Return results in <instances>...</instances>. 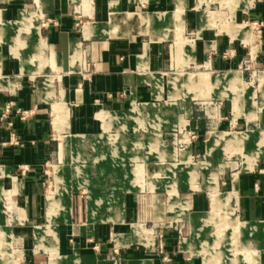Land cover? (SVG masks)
I'll return each mask as SVG.
<instances>
[{
  "label": "crops",
  "instance_id": "1",
  "mask_svg": "<svg viewBox=\"0 0 264 264\" xmlns=\"http://www.w3.org/2000/svg\"><path fill=\"white\" fill-rule=\"evenodd\" d=\"M32 1L0 0V21L8 23L18 16L17 11L29 9L25 6L32 5ZM37 1L40 7H44L40 16L47 24L42 34L39 32V37L46 44L49 41V47L45 45L53 52V61L61 69L54 77L53 100H63L66 112L58 105L61 117L53 122V104L50 92L47 93L51 86L47 76L55 71L36 76L32 73V64L26 60L20 62L10 54L11 47L6 42L1 43L0 171L4 172L0 173V188L10 197V207L5 212L7 219L2 216V224L11 235L10 242L20 255H24L19 264H28L30 260L36 262V255L31 259L29 256L27 247L30 243H37L39 252H45L51 243H56V251L58 248L71 251L67 255L57 253L60 257L68 258L77 253L88 262L99 260L117 264L113 260L83 254L82 245L101 246L114 259H121L122 264L146 259H151V264H191V261L184 260L186 257H174L169 252L173 257L165 261L159 254L149 253L138 242L116 245L114 241V248L107 244L112 232H127L138 215L135 177L142 162L147 167L148 188L154 187V179H161L169 196L170 178L165 171L161 172L162 169L182 168L181 152H189L191 157L189 145L176 150L174 147V141H178L183 131L180 129L175 139L169 131L176 124L189 121L194 134L189 143L192 141L193 144L199 141L203 130L198 117L199 108L190 100L173 101L174 97H170L174 87L167 85L164 74L177 70L172 58L173 38L161 39L154 44L155 37L163 33L154 29L174 26L172 17L168 24L162 15L147 14L171 12L176 8L177 0H115L114 7L108 4L105 20L87 18L94 13L97 16L102 14L100 3L91 8L86 6V10L79 2L84 5V0ZM184 1L187 5L189 0ZM75 2L79 5L75 6ZM113 11L121 13L118 18L110 19ZM144 14L152 16L148 26L135 20ZM248 17L262 19L263 4L256 2L249 9ZM88 22L93 25H88L83 33L82 27ZM196 32L190 37L184 35L191 38L193 44V61L187 65L209 64L217 69L233 62L216 51L219 44L220 48L223 44L237 48L235 37L230 41L213 37L214 41L210 42L205 40L206 35L201 36V29L196 28ZM261 33L264 40V26ZM152 35L154 40L151 43ZM77 41L81 51L79 62L78 58L73 61L70 58V49L75 51L79 46ZM214 44V54H208ZM258 46L260 48L255 51L263 50V53H256V59L264 60V42ZM259 77L264 81V71H259ZM149 128L150 132H146ZM210 133L221 137L216 147L238 149L247 137L238 132ZM228 135L243 140L231 142L224 138ZM175 156L179 158L178 163L171 161ZM245 157L248 170L235 171L229 180L230 189L216 191L212 197L216 199L215 203L228 209L241 248L247 250V262L264 264V153L250 151ZM47 163L50 170H46ZM185 175L186 170L176 171L177 193ZM198 185L202 186L201 183ZM58 194L61 204L51 218L48 199ZM186 200L181 201L188 207L189 200ZM203 207L200 205L199 209ZM172 217L170 211L168 222L174 220ZM51 223L52 235L37 234L38 228H46ZM171 234L172 231H164L165 241ZM182 244L190 254H199L193 247V239L183 240ZM208 261L206 259L205 264Z\"/></svg>",
  "mask_w": 264,
  "mask_h": 264
},
{
  "label": "rangeland",
  "instance_id": "2",
  "mask_svg": "<svg viewBox=\"0 0 264 264\" xmlns=\"http://www.w3.org/2000/svg\"><path fill=\"white\" fill-rule=\"evenodd\" d=\"M79 2H81L82 7L85 6V9L86 6L91 8L93 5L100 3L102 14L97 16L94 13L87 17L95 20H105L108 4L111 3L113 7L117 4L115 0H84V5L82 1ZM256 2L262 3L264 9V0H189L187 5L184 0H177L176 8L170 10L171 12L147 13L162 15L161 18L165 19L168 24L171 23L172 17L174 26L170 25L169 28L165 29L161 26L159 30L154 29L160 33L163 31L161 35L155 37L156 43L154 44H158L161 39L173 38L174 52L172 58L176 63L177 70L172 74H164L167 85L171 84L174 87L170 97H174L173 101H192L199 108L198 117L202 121L203 130L199 141H194V145L192 141L189 143V139H193L191 138L192 131L189 127V121L184 122L182 125L176 124L169 131L174 139L179 135L180 129L183 131L178 141H174L175 150L188 145L191 149V157L189 152H181L180 155L182 168L178 169L186 170V175L181 180V188L178 193L175 177L177 168L175 170L162 169L161 171H165L166 176L170 178L168 183L169 196H167L166 184L161 179H154V187L148 188L147 167L145 162H142L135 177L138 184L135 194L138 215L135 221L130 223L131 226L127 232H121V230L118 231L119 233L112 232V235L109 236L110 240L107 242L112 248L116 245L129 244L121 241L126 237H131L132 239H142L144 243L141 244L149 250V253L159 254L165 261L172 259L173 256H181V258L186 257L184 260L191 261V264H202V258L203 264H205L206 259L209 260L206 264H238L241 256L240 264H249L248 259H246L247 250L241 248L242 245L240 239H238V233L231 224L228 209L224 208L222 204L215 203L212 196L215 195L216 191L230 189L229 180L235 171L244 172L248 170L245 168V155L247 152L264 153V108H261L264 107V81L260 77L258 78L259 71H264V60L256 59V53H263V50L262 52L255 51L256 48H260L258 45L264 42L261 33L264 26V17L262 19L248 17L249 9L254 7ZM74 5L79 4L75 2ZM25 8L29 9L17 11L18 16L8 22L10 25L0 21V44L6 42L9 48L11 47L10 54L12 56L22 63L26 60L32 64L31 70L36 76L43 73L45 75L52 74L55 71L53 75L47 76L51 87L48 86L49 88H47V84H45V87L47 93L50 92L53 104V122H56L54 117L58 112L57 106L60 105L63 111L66 112L63 100L61 102L53 100L54 77L61 69L53 61V52L48 48L49 41L46 44L45 40L39 37V32L42 34L41 31L45 29L44 25H47L44 23L46 19L40 16L44 7H40L38 1L34 0L32 5L25 6ZM110 11H112V8ZM120 14L113 11L110 13V19L118 18ZM110 19L107 23L110 22ZM86 25L93 24L84 23L83 33L86 32ZM196 28L201 29V36L206 35L205 40L210 42L214 41L213 37H222L223 41L224 38L230 41L231 37H235L238 41L237 48L236 46L231 48L230 44H223V48H220L219 44V49L216 51L222 54L223 58L228 61L233 60V62L217 69L212 68L209 64H204V66L187 65L188 62L193 61V44L192 39L184 37V35L193 36L197 33ZM10 29L11 32H9ZM259 39H261L260 42ZM153 40L152 35L151 43ZM6 43L4 45H7ZM76 43L79 46L75 51L70 49V58L72 61L78 58L79 62L80 44L78 41ZM214 46L215 44L208 50V54H214L215 50L212 49ZM183 66L185 67L183 68ZM226 71L230 72L226 73ZM257 86H259V90L255 92L254 89ZM158 111L162 112L159 109ZM208 131L218 133L238 132L247 137L238 149L226 146L216 147L215 144L218 141L211 144L208 140L210 133ZM146 132H150V128ZM210 134L211 138L214 135L215 139L219 138L215 133ZM160 158L164 159L163 157ZM171 161L178 163L179 158L175 156ZM256 166L260 169L259 164H256ZM45 167L46 170L51 168L48 163ZM197 183H201L202 186ZM55 196L51 197L55 198ZM182 199L189 200L188 207L181 201ZM200 205L204 207L199 209ZM217 205H219L218 208ZM9 207L10 197H7L5 193L3 194L0 188V264H19L22 262L24 255H20L19 250L10 242L11 235L8 230H5L6 225L2 224V216L5 220L7 219L5 212ZM56 209L49 213L51 218L56 215ZM204 209L208 211L201 214L191 213ZM60 210L62 212V209ZM170 211L173 216L171 219L174 220L168 222L167 218ZM215 223L218 225L214 226ZM51 225L53 223L49 225V228L48 226L38 228L37 234L41 235L40 232H43L52 235ZM165 230L172 231V234L168 236V241L164 239ZM191 239H193L195 251L199 254H190L189 249L183 248V240ZM80 247L83 254L113 260L117 264L123 263L121 259L111 257L109 251L104 252V248L101 246L82 245ZM27 248L30 249V259L32 256H37L36 262L30 260L28 264H106L99 260L88 262L79 255L75 259L76 254L68 258L60 257L58 254L67 255L71 251L61 250L60 248L56 251V243H51L48 250L45 249V252H39L40 248L37 243H30ZM168 252L173 256H170ZM38 257L40 260L37 259ZM142 263L151 264V259L130 261L127 264Z\"/></svg>",
  "mask_w": 264,
  "mask_h": 264
},
{
  "label": "bare ground",
  "instance_id": "3",
  "mask_svg": "<svg viewBox=\"0 0 264 264\" xmlns=\"http://www.w3.org/2000/svg\"><path fill=\"white\" fill-rule=\"evenodd\" d=\"M133 19V18H132ZM135 20H137L140 24H142V25H144V26H148L150 23H151V21H152V16L151 15H146V14H144V15H140V16H138V17H136V19ZM131 23V21L129 22V24ZM128 24V23H127ZM87 27H88V25H86L85 26V29H87ZM60 113H62V112H57V115L54 117L55 118V121H57L59 118H60ZM57 125V124H56ZM224 138H228L231 142H233V141H242L243 139H242V137L241 138H237L236 136H231V135H228V136H224ZM244 138V137H243ZM219 139H221V137L220 138H216L215 139V135H214V137L213 138H211V134L209 133V135H208V140H209V142L212 144V143H215V142H217V141H219ZM65 143H62V145H64ZM250 169H252V167H250ZM2 172H4V171H0V173H2ZM229 200V199H228ZM61 201V198H60V194H59V196L56 198H51V199H48V207H49V213L53 210V209H55V208H57L56 206H58V204H59V202ZM214 202H216V199H214L213 200ZM228 202H230V201H227V203ZM61 203V202H60ZM213 205H214V203H213ZM55 214V213H54ZM52 226V225H51ZM48 228H49V225H48ZM122 232V231H121ZM119 233V232H118ZM123 234V233H122ZM121 237V236H120ZM123 239H124V237H123ZM121 242H124V243H132V242H138V243H144V241H142V239H132L131 237H126L123 241H121ZM78 256V254L76 253V257H75V259L76 258H78L77 257ZM77 262V261H76ZM143 264V263H142Z\"/></svg>",
  "mask_w": 264,
  "mask_h": 264
},
{
  "label": "built area",
  "instance_id": "4",
  "mask_svg": "<svg viewBox=\"0 0 264 264\" xmlns=\"http://www.w3.org/2000/svg\"><path fill=\"white\" fill-rule=\"evenodd\" d=\"M194 134L192 133L191 136H193Z\"/></svg>",
  "mask_w": 264,
  "mask_h": 264
}]
</instances>
